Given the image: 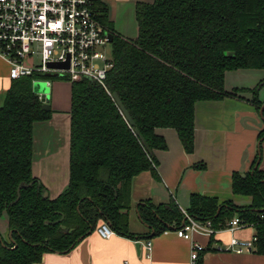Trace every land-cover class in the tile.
Segmentation results:
<instances>
[{
  "label": "trees",
  "instance_id": "obj_1",
  "mask_svg": "<svg viewBox=\"0 0 264 264\" xmlns=\"http://www.w3.org/2000/svg\"><path fill=\"white\" fill-rule=\"evenodd\" d=\"M94 14L113 34L109 44L113 66L107 73L106 89L86 78L71 82L69 180L53 199L43 197L46 188L31 168L33 124L48 120L51 111L42 110L31 77L11 80L4 94L0 105V215L6 213L12 236L5 241L0 235V264H35L46 252H69L101 222H107L118 235L135 238L127 216L131 181L145 171L159 179L154 150L167 148L155 129L173 128L183 150L192 153L197 102L219 101L245 91L251 93L250 102L257 111L264 105L258 98L264 78L251 89L229 92L224 88L227 71L264 70V0L138 3L135 39L114 32L104 3H95ZM114 93L134 126L119 110ZM258 138H264V129ZM257 160L244 176L235 171L231 177L232 192L251 197L249 205L237 207L230 201L219 203L214 197L192 194L187 212L195 219L211 220L215 228L224 227L235 216L253 224L255 251L264 253L260 217L264 170L259 163L254 168ZM193 168L202 170L205 165ZM138 211L153 235L183 220L172 199L156 205L147 201ZM203 254L196 261L199 264Z\"/></svg>",
  "mask_w": 264,
  "mask_h": 264
},
{
  "label": "crops",
  "instance_id": "obj_2",
  "mask_svg": "<svg viewBox=\"0 0 264 264\" xmlns=\"http://www.w3.org/2000/svg\"><path fill=\"white\" fill-rule=\"evenodd\" d=\"M154 0H106L108 20L114 32L125 39H135L138 24L135 9L138 3H152ZM264 78L262 69H241L227 71L224 88L251 89ZM11 84L9 65L0 57V105ZM50 90L49 106L51 117L33 124L32 174L45 186L49 198L53 199L65 190L69 180L70 163V107L71 83L54 80ZM264 103V86L258 93ZM251 93L237 91L231 97L219 101H199L195 104L194 149L192 153L183 150L177 132L173 128H156L167 145L165 150H154L158 161L156 167L159 179L145 171L131 181L130 206L127 210L129 232L135 238L115 234L103 238L96 229L83 237L69 252H46L35 264H199L190 258L191 243L176 235V228L167 225L164 232L153 235V230L140 217L138 206L145 202L167 203L171 199L180 209L188 210L190 196L198 194L214 197L219 203L227 201L235 206H247L251 197L234 194L231 188L232 173L248 172L256 159L264 170V138L258 134L264 129V119L250 102ZM203 163L205 168H193ZM182 222V221H181ZM6 213L0 215V235L9 240ZM255 228L246 226L233 232L216 233L205 252L201 264H264V253L236 254L218 252L217 244L227 243L232 236L250 239ZM151 242L147 256L142 243L137 254L135 243ZM202 244L208 238L195 236Z\"/></svg>",
  "mask_w": 264,
  "mask_h": 264
},
{
  "label": "built area",
  "instance_id": "obj_3",
  "mask_svg": "<svg viewBox=\"0 0 264 264\" xmlns=\"http://www.w3.org/2000/svg\"><path fill=\"white\" fill-rule=\"evenodd\" d=\"M104 1L0 0V57L9 65V78L31 77L32 85L43 82L49 88L54 80L71 83L86 78L106 89L107 73L113 66L108 37L111 32L94 14L95 3ZM66 62L67 68L50 66V63ZM37 95L40 99V94ZM180 210L183 220L174 231L178 237L190 241L192 263L201 253L209 251L207 247L212 249L195 236L210 239L218 232L254 227L235 216L224 227L215 228L211 220L195 219L186 210ZM260 217L264 221V210ZM96 232L103 238L116 234L107 222L98 224ZM256 240L255 232L247 240L232 236L227 243L217 244L213 249L236 254L251 252ZM142 245L148 256L150 240Z\"/></svg>",
  "mask_w": 264,
  "mask_h": 264
},
{
  "label": "water",
  "instance_id": "obj_4",
  "mask_svg": "<svg viewBox=\"0 0 264 264\" xmlns=\"http://www.w3.org/2000/svg\"><path fill=\"white\" fill-rule=\"evenodd\" d=\"M109 37V42L111 43L112 40H113V34L110 33L108 35ZM50 66H53V67H59V68H67L68 67V62L66 63H50ZM42 83V84H41ZM33 85H35L34 87H36L35 90H38V91H45L46 88H49L47 87L43 82H36L34 83ZM33 88V87H32ZM34 90V89H33ZM34 92V91H33ZM35 93V92H34ZM112 98L113 100L115 101L116 105L118 106L119 110L121 111V113L123 114L124 118L126 119V121L129 123V125L131 126H134L135 123L132 119V117L130 116L129 112L127 111V109L125 108V106L123 105L122 101L120 100L119 96L114 93L112 95ZM40 100L42 102V110H45V111H49L50 110V106H49V99L47 98V95L44 93V94H41L40 95ZM263 109H264V105L260 108L259 110V115L262 119H264V117L262 116V113H263ZM135 133L136 135L139 137V139L141 140V142L143 143L144 147L147 149V151H150L147 143L145 142V140L143 139V137L141 136V134L139 133L138 129L135 130ZM258 165V161L256 162V165L254 166V168H256ZM244 176V174H242ZM20 188V187H19ZM19 188H18V192H19ZM18 197H19V194H18ZM17 197V199H18ZM43 197L44 198H47L48 197V192L45 191L44 194H43ZM219 211V209H218ZM63 219V216L60 218V220L56 221V222H59ZM9 236L11 237L12 236V232L9 233ZM140 239H137L136 243H135V248H136V251H137V254L140 253V250H141V247H140V242H139Z\"/></svg>",
  "mask_w": 264,
  "mask_h": 264
},
{
  "label": "rangeland",
  "instance_id": "obj_5",
  "mask_svg": "<svg viewBox=\"0 0 264 264\" xmlns=\"http://www.w3.org/2000/svg\"><path fill=\"white\" fill-rule=\"evenodd\" d=\"M107 51H108V48H107ZM35 60L36 61H38V59L35 57ZM42 84V83H41ZM35 85H33V91L36 93V94H46L47 95V98L49 99V97H50V90H49V88H46V90L45 91H38V90H35L36 89V87H34ZM6 241H8V240H6Z\"/></svg>",
  "mask_w": 264,
  "mask_h": 264
}]
</instances>
